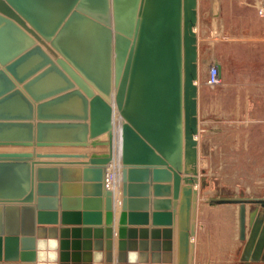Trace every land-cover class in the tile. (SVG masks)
Listing matches in <instances>:
<instances>
[{"label":"water","instance_id":"1","mask_svg":"<svg viewBox=\"0 0 264 264\" xmlns=\"http://www.w3.org/2000/svg\"><path fill=\"white\" fill-rule=\"evenodd\" d=\"M202 5L0 0V147L30 148L0 150V264H192ZM221 200L238 203L245 239L247 203L264 207V196ZM254 231L245 253L258 259Z\"/></svg>","mask_w":264,"mask_h":264},{"label":"rangeland","instance_id":"2","mask_svg":"<svg viewBox=\"0 0 264 264\" xmlns=\"http://www.w3.org/2000/svg\"><path fill=\"white\" fill-rule=\"evenodd\" d=\"M221 1H210L197 26L201 184L192 264H264V245L258 259L245 253L250 234L255 243L264 233V207L247 203L241 239L238 203L221 200L264 196V26L256 10L264 2ZM213 60L222 70L214 86L202 74Z\"/></svg>","mask_w":264,"mask_h":264},{"label":"bare ground","instance_id":"3","mask_svg":"<svg viewBox=\"0 0 264 264\" xmlns=\"http://www.w3.org/2000/svg\"><path fill=\"white\" fill-rule=\"evenodd\" d=\"M259 6V8L262 7ZM198 84V80H197ZM114 137H113V160L111 163L108 164L107 170H106V176H107V187L110 188L113 191V196L117 197V205L115 213L117 214L118 208H119V202H120V195H121V180H120V149H119V121H117V114L115 112V121H114ZM91 147H41L37 148L39 151H77L81 149V151H91ZM11 149H17V150H30L29 147H0V150H11ZM79 152V151H78ZM200 198V197H199ZM202 199V197H201ZM204 201V200H203ZM198 205V204H197ZM202 205V204H201Z\"/></svg>","mask_w":264,"mask_h":264},{"label":"crops","instance_id":"4","mask_svg":"<svg viewBox=\"0 0 264 264\" xmlns=\"http://www.w3.org/2000/svg\"><path fill=\"white\" fill-rule=\"evenodd\" d=\"M211 0H201V2L203 3V5H202V7H201V14L203 15V14H205V13H208L211 9H212V3L210 2ZM223 1V0H222ZM221 1V2H222ZM243 4H247V3H245V2H243ZM247 5H251V4H247ZM218 15V14H217ZM202 25L204 26V24L202 23ZM251 31V34H256V32H254V30H252V29H250ZM197 34H199V33H197ZM253 34V35H254ZM199 37V36H198ZM210 63V62H209ZM209 63H206L205 65L208 67V64ZM206 70H207V68H206ZM205 74L206 73V71L203 69L202 70V74ZM203 74V75H204ZM205 78V77H204ZM200 116V115H199ZM256 121H260V120H258V118L256 119ZM201 127V121H200V117H199V128ZM209 131V130H208ZM198 144H200L199 142H198ZM90 150L92 151V150H94L93 148H90ZM105 150V148L104 147H99V148H95V151H104ZM77 151H81V149H79V150H77ZM198 152H199V145H198ZM69 177H70V175H68ZM72 176V175H71ZM70 187H72V186H70ZM74 195H75V189H72V188H70V189H68V191H67V197H68V199H69V201H68V203H69V205H71L72 203H73V200H72V197H74ZM116 200H117V197H114V207H115V210H116V205H117V202H116ZM150 207H151V205H150ZM114 219H115V229H116V225H117V214H115V216H114ZM174 235H175V231H174ZM251 252H254V249L252 248L251 249ZM139 262V261H138ZM100 263L101 264H104V259H101L100 260Z\"/></svg>","mask_w":264,"mask_h":264},{"label":"built area","instance_id":"5","mask_svg":"<svg viewBox=\"0 0 264 264\" xmlns=\"http://www.w3.org/2000/svg\"><path fill=\"white\" fill-rule=\"evenodd\" d=\"M264 2V0H261ZM262 2V3H263ZM258 11V15L262 19L263 26H264V3L261 8L256 9ZM205 81L209 85H219L222 81V70L220 64L213 60L208 64L207 70H206V78ZM107 175V174H106ZM107 181V176H106Z\"/></svg>","mask_w":264,"mask_h":264}]
</instances>
